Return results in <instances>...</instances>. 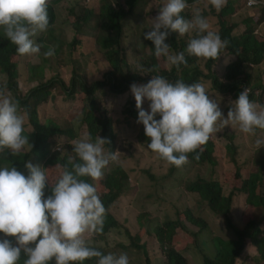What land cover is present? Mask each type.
<instances>
[{"label": "rangeland", "instance_id": "rangeland-1", "mask_svg": "<svg viewBox=\"0 0 264 264\" xmlns=\"http://www.w3.org/2000/svg\"><path fill=\"white\" fill-rule=\"evenodd\" d=\"M55 1L52 6L53 19L48 13L47 31L33 37L36 43L43 46L41 54L13 55L18 71L13 83L17 85L19 93L25 98L33 96L29 102L37 107L36 118L42 124L52 123L60 129V134L50 139L45 157L32 156L29 159L33 165L46 169L50 187L59 179L62 166L51 164L49 161L74 156L72 141L85 133L88 134L84 123L89 106L87 93L78 87L73 95H69L64 92L62 84L69 86L71 79L77 74L87 88H92L95 82L101 80L103 75L111 70L105 53L108 45L116 42L115 33L103 30L97 15H91L83 21L90 12L99 14L104 0ZM127 1L106 0L105 3L111 2L128 9ZM229 1L232 2L233 10L221 19L234 28L232 35L240 37L246 30L247 21L251 19L256 38L264 43V0H256L260 3V6L255 8L257 11L247 10L244 6L246 0H227V3ZM164 4V0L140 2L137 0L129 16L122 22V48L128 67L146 83L152 76L159 75L157 72L169 74L172 69L165 58L155 57V50L144 39V33L151 30L152 19ZM221 10L217 11L208 0H197L191 4V8L187 7L182 15L186 19H191L197 12L202 15L206 13L205 18L209 22L210 30L217 32L220 30ZM262 17L261 22H255L257 18L260 20ZM79 20L83 21L82 26L76 31L74 27ZM195 35L193 32L178 37V34L174 33V41L166 43L171 46L173 53H179L183 43L188 44ZM0 36H4L2 29ZM104 41L105 45L102 46L101 43ZM49 46L55 48V55L45 58L42 53ZM114 46L116 48L117 44ZM186 59L188 65L184 68L198 67L204 75L208 74V60H191L187 56ZM235 60V56L222 51L221 57L212 62V68L223 77L228 66ZM153 61L156 62L154 67ZM201 78L195 82L205 85L207 94L219 103L226 118L230 102L238 98L236 92L221 95L212 89L213 84L210 80ZM237 81H239L237 88L240 91L247 88L249 95L253 94L250 100L264 107V61L259 65L251 64L244 67L243 75L239 76ZM50 82L54 83V86L46 87ZM6 83L7 76L1 71L0 85L4 86ZM223 83L227 84L229 80H223ZM41 87L43 89L37 90ZM9 93L16 101L13 93ZM95 99L96 115L111 117L114 121L113 131L117 135L112 148L104 147L105 151L119 150L120 157L119 163L110 164L104 170L101 179L90 180L101 198L109 193L105 181L110 174L121 169L127 175V179L121 195L106 208L105 219L107 216H113V226L108 233L87 235L86 240L89 244L103 247L107 254L113 253L117 256L127 254L129 264H167L163 245L155 238L154 230L168 221H179L181 227L175 233L173 247L180 250L189 264H203L204 255L214 253L213 239L231 240L235 238V232L241 231L248 222L254 220L260 224V234L264 236V206L260 208L250 206L247 201L248 195L241 191L243 184L252 175L259 174L263 178L257 195L264 197V148L258 149L255 144L256 139L264 140V130H257L255 136H246L240 133L238 128L230 126L220 128L209 139L213 149L208 162L197 165L188 159L185 165L172 171V166L148 148L149 140L144 127L137 123L138 109L131 90L116 96L108 89H104L96 92ZM126 108L132 109L134 115L129 116ZM143 108L149 110L147 99L143 103ZM20 109L25 115L24 134L29 137V145L21 153H27L30 149L33 126L21 106ZM3 155L4 152L0 151V167L7 164ZM198 179L213 183L231 200L228 211L222 216L211 211L198 194L188 192L187 185ZM186 211L205 221L207 228L200 229L190 222ZM5 238L15 243L14 238L5 237L0 233V240ZM257 256L256 249L248 246L237 264H264Z\"/></svg>", "mask_w": 264, "mask_h": 264}, {"label": "clouds", "instance_id": "clouds-1", "mask_svg": "<svg viewBox=\"0 0 264 264\" xmlns=\"http://www.w3.org/2000/svg\"><path fill=\"white\" fill-rule=\"evenodd\" d=\"M208 2L219 11L227 0ZM188 6L187 0H166L152 19L151 30L144 33V39L154 44L155 57L165 58L178 70L187 66V59L184 51H171L166 43L171 34L196 33L188 41L186 53L197 59L216 60L228 44L210 30L208 20L199 12L186 19L182 14ZM48 27V0H0V29L19 55H40L43 46L33 37ZM55 51L49 46L42 54L51 58ZM130 90L148 148L170 166L185 165L189 154L196 153L220 128H238L246 136L264 130V107L250 100L247 88L230 102L226 118L200 82L173 83L154 75L146 84L133 83ZM145 99L149 110L143 108ZM24 125L19 104L6 88H0V151L7 149L17 156L29 145ZM109 143L100 136L93 141L87 133L73 140L75 155L67 162L71 168L62 167L47 198L45 168L25 162V175L14 166L0 167V233L15 239V243L0 240V264H19L22 255L23 264H83L93 258L97 264H129L127 254H104L86 240L89 234L102 233L106 208L95 186L85 178L99 180L110 164L119 163V150L105 151ZM255 144L264 148V140L256 139Z\"/></svg>", "mask_w": 264, "mask_h": 264}, {"label": "trees", "instance_id": "trees-1", "mask_svg": "<svg viewBox=\"0 0 264 264\" xmlns=\"http://www.w3.org/2000/svg\"><path fill=\"white\" fill-rule=\"evenodd\" d=\"M105 1L106 0H104V4L100 8L99 14H93V12H90L83 21H86L91 15H97L101 22V28L103 30L115 33L116 42L108 45L105 53L111 70L106 72L101 80L95 82L92 88H87L86 84L82 82L81 78L77 74L73 76L69 86L64 83L62 86L64 92L69 95H73L78 87L87 93L89 106L87 109L88 113L85 114L84 123H86L88 134L91 135L93 140H95L97 136L106 139L110 143L105 144L104 147L111 149L114 140L117 137L116 133L113 131L114 121L107 115H96V92L108 89L110 93L119 96L129 91L130 86L133 83H146V81L143 78L136 76V74H133L134 72L129 69L128 62L126 61L122 48V22L129 16L137 0H128L126 2L128 9H126L125 6L115 5L111 2L105 3ZM138 1L140 2L141 0ZM195 1L197 0H187V4L191 5ZM55 3V0L48 1V13L52 15L51 19H53L52 6ZM231 4L232 2L229 1L226 4L227 6L225 5L226 7H224L219 13L220 30L216 32L223 40L228 42L227 47L223 51H227L229 54L236 57L235 62L228 66L227 73L223 77H220L212 68V62L215 60H208L207 75H204V73L198 67L184 68V65H181L179 70L175 66H172L169 74L166 72H157V74L164 76L170 82L175 83L177 80H182L186 84L194 83L203 77V79L210 80L213 84L212 89L218 91L221 95L225 93L232 94L236 92V97H238L241 91L237 88V83L239 82L237 79L239 76L243 75L244 67H247L251 64L259 65L264 61V43L256 38L252 28L253 23L251 19L247 21L246 30L240 37H235L232 35L234 28L229 26L221 19L233 10ZM244 6L247 10H255V8L249 9L247 7L246 1ZM203 16L206 17V13H203ZM262 19L263 17L260 20L257 18L255 22H261ZM83 21L79 20L75 24L74 28L76 31H79L82 26L81 22ZM167 41H174V33L169 36ZM147 42L149 46L154 49V44L149 40H147ZM115 44H117L116 48L114 46ZM101 45L104 46L105 41L102 42ZM176 46L177 45H175V47ZM186 48L187 43H183L180 51H184L185 55L187 56ZM16 53V46L11 44L5 35L0 36V72L2 71L7 76V83L4 86L0 85V88H6L9 92L13 93L16 102L22 107L24 113L27 115L29 123L31 122L33 126V133L30 136L31 143L29 152L20 153L17 156H13L7 149L3 150L5 163H7L3 167L14 166L17 168V170L27 175L25 162H28L32 156H39L41 158L45 157V152L50 146V139L53 136L60 134V129L52 123L42 124L36 118V115L38 116L37 107L34 104H30L29 102L33 96L30 98L22 97V95L19 93L17 85H14L13 80L18 76L17 65L13 61V55ZM187 57L191 60H200L191 56ZM152 59L155 60V58ZM189 63L191 62L189 61ZM154 66H156L155 61L152 63V67ZM223 80H229V83L225 84L223 83ZM50 86H54V83L50 82L46 85V87ZM41 89H43V87L37 88V90ZM249 98L252 99L253 94L249 95ZM125 111L129 116L134 115L133 110L130 108H126ZM212 149L213 145L208 140V142L201 146V148L196 153L189 154L188 159L197 165L206 163L210 159V153ZM197 155H199V159L195 158ZM67 162L68 157L57 158L56 160L51 159L49 161V163L54 165L60 164L62 167L67 165L69 168H71V165H68ZM175 168L177 167L172 166L171 170L174 171ZM118 174L120 176H118ZM262 178L263 177L261 175L254 174L243 184L241 191L248 195L247 201L250 206L258 208L264 206V197L257 195L259 184L262 182ZM85 179L91 183L90 178ZM126 179L127 175L121 169L107 177L105 186L109 190V193L107 195H103V198L101 197L105 208H109L121 195ZM187 190L188 192L198 194L201 199L207 203L210 210L219 216H222L223 213H226L230 207L231 200L224 196L222 191L217 189L213 183L207 180L198 179L197 181L188 184ZM51 194V187L46 185L45 198ZM186 215L188 220L194 225L199 226L200 229L207 228V223L200 218L194 217L190 211H186ZM113 220V216L106 217L103 224L102 233H108L110 231L111 227L113 226ZM180 227L181 222L171 220L154 230L155 238L163 245L167 264H189L188 259L180 252V250H177L173 247L175 233ZM260 228V224L253 220L248 222L241 231L235 232V238L231 240H224L221 238L213 239L212 246L214 253L212 255H204L203 264H237L248 246H252L254 249H256L258 254L257 258L261 261H264V236H261ZM89 245L97 248L102 253L107 254L103 247L93 244ZM24 259L25 257L22 255L19 264H23ZM83 264H97V258L84 261Z\"/></svg>", "mask_w": 264, "mask_h": 264}, {"label": "built area", "instance_id": "built-area-1", "mask_svg": "<svg viewBox=\"0 0 264 264\" xmlns=\"http://www.w3.org/2000/svg\"><path fill=\"white\" fill-rule=\"evenodd\" d=\"M246 2H247V7L249 9H253V8L260 6L259 5L260 3H258L256 0H246Z\"/></svg>", "mask_w": 264, "mask_h": 264}, {"label": "crops", "instance_id": "crops-1", "mask_svg": "<svg viewBox=\"0 0 264 264\" xmlns=\"http://www.w3.org/2000/svg\"><path fill=\"white\" fill-rule=\"evenodd\" d=\"M166 2V0H164V3ZM189 7V6H188ZM189 8H191V6L189 7Z\"/></svg>", "mask_w": 264, "mask_h": 264}]
</instances>
